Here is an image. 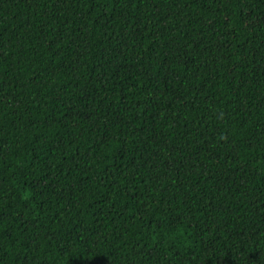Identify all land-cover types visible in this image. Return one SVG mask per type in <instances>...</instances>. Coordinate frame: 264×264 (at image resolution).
I'll list each match as a JSON object with an SVG mask.
<instances>
[{
  "label": "trees",
  "instance_id": "1",
  "mask_svg": "<svg viewBox=\"0 0 264 264\" xmlns=\"http://www.w3.org/2000/svg\"><path fill=\"white\" fill-rule=\"evenodd\" d=\"M0 264H264V0H0Z\"/></svg>",
  "mask_w": 264,
  "mask_h": 264
}]
</instances>
